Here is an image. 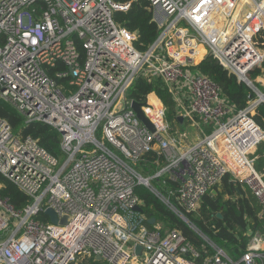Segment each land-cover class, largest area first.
<instances>
[{"label": "built area", "instance_id": "1", "mask_svg": "<svg viewBox=\"0 0 264 264\" xmlns=\"http://www.w3.org/2000/svg\"><path fill=\"white\" fill-rule=\"evenodd\" d=\"M139 1L0 0V98L57 129L63 151L59 158L36 138L18 137L0 117V173L31 198L15 210L0 195V264H78L84 255L102 264H264V224L238 257L206 236L211 251L201 249L151 223L135 192L140 183L160 195L150 179L166 173L178 183L179 203L193 210L228 175L227 200L238 203V189H248L264 217L254 155L264 141L255 118L264 102V0H146L159 29L146 50L115 19ZM208 55L254 91L245 107L230 104L199 70ZM255 67L261 72L252 79ZM140 76L166 85L199 138L188 144L187 129L171 128L155 91L130 96ZM151 149L164 163L149 184L131 161ZM47 208L67 221L52 222Z\"/></svg>", "mask_w": 264, "mask_h": 264}, {"label": "trees", "instance_id": "2", "mask_svg": "<svg viewBox=\"0 0 264 264\" xmlns=\"http://www.w3.org/2000/svg\"><path fill=\"white\" fill-rule=\"evenodd\" d=\"M139 2L141 6L134 3L128 11L116 12L115 19L128 29L136 31V48L146 50L156 39L159 29L153 19L151 9L147 7L148 2L146 0ZM258 43L264 47V30L259 34ZM199 70L219 84L222 94L230 104L237 108L245 107L249 96L255 95L248 84L235 74L230 73L213 55H208L200 62ZM260 72L261 68L255 67L249 71L248 76L253 79ZM150 91H155L168 107L167 117L171 128L183 130L184 123L178 116L172 94L160 79L150 81L145 77H138L132 84L130 96L141 100ZM256 110L255 118L258 123L264 126V102L258 103ZM0 117L10 123L13 132L18 137L32 136L53 155L59 158L63 155L60 147V133L52 125L42 120H28L14 104L1 98ZM209 130V128H205V131L209 132ZM254 155L256 156L255 166L264 177V141L259 143ZM131 163L140 174L150 177L163 165L164 157L157 150L151 149ZM150 181L158 189L160 195L144 184L135 185V192L141 199L142 212L148 217H155L162 221L169 228L180 231L188 241L198 248L202 249L206 245L211 251L204 238L206 236L223 247L231 256L238 257L246 250L251 233L261 230L264 224V217L259 215L261 205L248 189L242 190L238 203L227 200L226 193L233 191L229 186L228 175H225L221 182L214 187L216 192L207 191L200 206L193 210H187L179 203L178 183L173 181L169 175L163 173L153 176ZM0 195L7 198L15 210L22 209L31 200L17 184L2 173H0ZM172 207H177L180 212L184 213L196 228L186 222ZM218 212L223 217H219ZM78 264L102 263L89 255H84L82 262Z\"/></svg>", "mask_w": 264, "mask_h": 264}, {"label": "water", "instance_id": "3", "mask_svg": "<svg viewBox=\"0 0 264 264\" xmlns=\"http://www.w3.org/2000/svg\"><path fill=\"white\" fill-rule=\"evenodd\" d=\"M139 6H141V5H139ZM133 107L135 108V110H136V112H137V115H138L143 121H145V123H146V124L152 129L153 127H152L150 121H149L148 118L144 115L143 111H142L141 108H140V103H139L138 101H134V102H133ZM144 180H145L146 182H149V184H150V181H149L148 177H145ZM212 191H213V192H216L215 189H213ZM138 208H139V207H138ZM172 208H173L174 211H175L176 213H178V214H179V215H180V216H181L186 222H188L193 228H196L193 224H191V223L189 222L188 217H187L184 213L180 212L179 210H176L174 207H172ZM46 212L49 214L50 219H51L52 222H61V223H65V222L67 221V217H66V216H64V217H62V218H59L57 212H56L54 209H52V208H47V209H46ZM217 215H218L219 217H223L222 214H221L220 212H218ZM155 220H156L155 217H151V218L149 219V221H150L151 223H154ZM136 249H137V253H140L141 245H137V246H136ZM97 258H98V259H101V255H97Z\"/></svg>", "mask_w": 264, "mask_h": 264}, {"label": "rangeland", "instance_id": "4", "mask_svg": "<svg viewBox=\"0 0 264 264\" xmlns=\"http://www.w3.org/2000/svg\"><path fill=\"white\" fill-rule=\"evenodd\" d=\"M259 85H260V87L263 86L261 83ZM186 123H187V121H186ZM185 127L187 129V130L185 129L187 131V136L185 138V142L186 143L189 144V143H191V140L190 139L194 140L196 137L199 138L201 136V133L199 132V130H195L194 128L189 127L188 124Z\"/></svg>", "mask_w": 264, "mask_h": 264}, {"label": "crops", "instance_id": "5", "mask_svg": "<svg viewBox=\"0 0 264 264\" xmlns=\"http://www.w3.org/2000/svg\"><path fill=\"white\" fill-rule=\"evenodd\" d=\"M182 120H183V123H184V129H186L185 126H187V124H188V123H186V121H188V120H187V119H185V120L182 119ZM188 126H189V124H188ZM189 127H190V126H189ZM243 190L246 191L245 189H243ZM238 192L240 193V192H242V190H239V189H238ZM240 196H241V195H240ZM240 196H239V197H240Z\"/></svg>", "mask_w": 264, "mask_h": 264}]
</instances>
